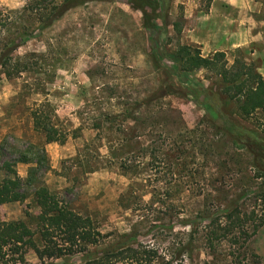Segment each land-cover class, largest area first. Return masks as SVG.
<instances>
[{
    "label": "rangeland",
    "instance_id": "1",
    "mask_svg": "<svg viewBox=\"0 0 264 264\" xmlns=\"http://www.w3.org/2000/svg\"><path fill=\"white\" fill-rule=\"evenodd\" d=\"M211 1L159 0L153 14L152 5L142 7L146 21L132 0H92L71 7L42 31L34 23L30 36L3 28L1 37L22 42L13 55L26 69L11 77L0 73V180L10 164L29 180V195L1 204L0 220H24L34 228L39 209L32 192L44 185L104 234L92 251L143 242L171 258L176 248L193 242L182 264H229V241L219 227L228 224L231 205L241 212L236 224L250 234L236 237L235 248L246 254L235 250L240 264H264V199L256 195L262 178L251 154L210 125L217 113L204 102L206 95L220 100L222 110L259 132L262 113L242 117L235 101L220 93L215 73L184 71L176 55L184 44L205 57L213 53L192 40L202 36ZM25 3L0 0L6 27L29 21L21 18ZM254 15L258 20L260 13ZM259 24L256 32H264ZM224 52L226 67L240 57L264 77V55L245 48ZM34 109L44 111L67 139L47 142L34 126ZM206 239L218 244L213 254ZM83 258L39 260L28 248L25 263L15 264Z\"/></svg>",
    "mask_w": 264,
    "mask_h": 264
},
{
    "label": "trees",
    "instance_id": "2",
    "mask_svg": "<svg viewBox=\"0 0 264 264\" xmlns=\"http://www.w3.org/2000/svg\"><path fill=\"white\" fill-rule=\"evenodd\" d=\"M21 18L29 21L22 22L13 30L6 27L7 20L0 11V73L5 77L14 76L26 69L14 58V51L20 46L14 38L1 37L2 32H21L23 35L30 32L34 23L36 30L42 31L55 20L59 19L71 7L92 0H25ZM159 0H132L134 8L140 9L143 17L148 21V14L142 8L152 5L154 11L158 8ZM155 15V14H154ZM20 18V17H19ZM4 22V23H3ZM147 24V22H144ZM180 30L179 23H175ZM4 28V30H3ZM181 69L192 71L205 68L218 76L219 91L229 100L235 101L239 114L247 118L255 112L261 111L262 122L260 132L244 126L236 117L220 108L221 101H214L206 95L205 104L217 113V119L209 118L210 125L216 130L226 134L232 144L238 149L247 150L252 156V168L258 177L262 178L256 195L264 199V77L257 71L253 63H246L240 57H236L231 66L226 67L225 52L215 51L210 56L201 55L198 48L189 44L178 47L176 52ZM211 89V88H210ZM196 94L197 88L189 89ZM34 126L43 132L47 142H64L67 133L55 127L47 114L40 110L32 111ZM8 175L0 180V205L10 202L25 200L29 192L27 187L29 180H24L5 164ZM32 197L39 211L35 215V227H30L24 220H0V264L25 263L24 253L30 248L39 260L55 259L64 256L81 255L84 257L79 263L69 262L64 264H182L180 257L184 252L191 256L194 250L193 242H188L176 248L171 258L160 252L159 247L151 243L137 242L135 244H122L92 251L90 247L98 244L104 238V234L98 229L92 218L73 210L63 199L52 193L44 185L36 186ZM239 210L237 206L230 208L225 215L228 224L219 227L223 236H226L232 256L229 264H240L235 250L243 257L244 250L235 248L237 235L244 233L248 237V229L243 224L238 225ZM241 213V212H240ZM246 215V214H244ZM232 221V223H230ZM230 223V224H229ZM218 229V230H219ZM208 232H217V229ZM229 232L232 235L229 236ZM255 232V229L252 230ZM208 235V234H207ZM229 236V237H228ZM206 248L213 254L218 244L211 239H206ZM237 252V253H238ZM238 259V260H237ZM207 264V263H206Z\"/></svg>",
    "mask_w": 264,
    "mask_h": 264
},
{
    "label": "crops",
    "instance_id": "3",
    "mask_svg": "<svg viewBox=\"0 0 264 264\" xmlns=\"http://www.w3.org/2000/svg\"><path fill=\"white\" fill-rule=\"evenodd\" d=\"M255 11L260 13L258 20ZM203 17L202 36L196 33L192 40L204 51L245 48L253 56L264 55V32L255 30L259 23L264 26V3L260 0H212Z\"/></svg>",
    "mask_w": 264,
    "mask_h": 264
}]
</instances>
